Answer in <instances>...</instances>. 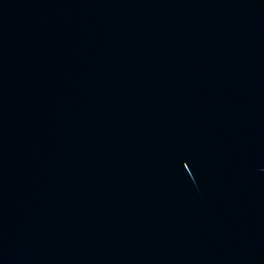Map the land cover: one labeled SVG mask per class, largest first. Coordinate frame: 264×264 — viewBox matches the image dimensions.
<instances>
[{"label":"water","instance_id":"95a60500","mask_svg":"<svg viewBox=\"0 0 264 264\" xmlns=\"http://www.w3.org/2000/svg\"><path fill=\"white\" fill-rule=\"evenodd\" d=\"M0 264H264V0H0Z\"/></svg>","mask_w":264,"mask_h":264}]
</instances>
